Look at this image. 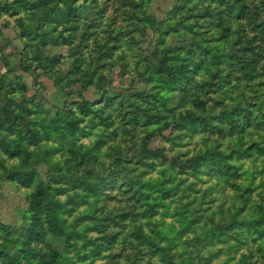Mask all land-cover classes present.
<instances>
[{"label":"trees","instance_id":"16d2710c","mask_svg":"<svg viewBox=\"0 0 264 264\" xmlns=\"http://www.w3.org/2000/svg\"><path fill=\"white\" fill-rule=\"evenodd\" d=\"M14 1L19 3L25 17L19 21L21 25L19 36L24 42L21 65L26 70L49 69L59 65V59L48 50L50 43L68 46L67 55L71 60L68 74L71 73L78 79L83 78L89 84L104 76L97 65L102 58L103 63H107V59L117 63L119 57L125 58V53L116 56V50L122 41L119 35L111 36L112 42L103 53L94 56L83 50V45H86L84 43L91 35L86 30H92L93 18H100L106 13V7L100 0ZM132 1L136 5L142 4L141 0H123L122 3L126 5ZM3 7L0 4V8ZM39 8L44 12L31 20L28 11L35 15ZM182 11H194L192 13L198 16V24L187 22L189 17L186 18ZM142 18L145 25L159 31L156 45L159 51L158 62L151 69L148 57L145 56L138 61L137 75H141L143 82L149 86L134 90L135 97L126 95L121 98L104 87L102 99L98 102L82 100L56 109L53 106H41L39 109L41 115L35 119L28 118L25 123L33 121L41 124V130L33 133L35 140L50 139L54 142L53 150L66 149L73 154V157L67 156L61 166L62 169H66V165L72 167V163L79 157L82 158L87 151L95 150L100 154L109 135H103L86 146L80 139L89 133L90 129L87 131V127L92 128L99 124L105 127L112 126L115 121L112 107L116 103L135 109L136 118L143 116L148 122L151 121L150 116L154 115L157 117L154 122L159 123L161 117L167 116V112L175 113L178 107L187 102L190 109L181 116L179 122L182 127L192 133L200 132L210 136L216 134L220 139L207 144L191 156L185 154L181 160L171 163V169L174 172L178 170L195 175L207 174L210 177H217L219 183L235 184L234 180L239 178L243 171L248 170L247 167L243 168L244 158L251 157L257 160L264 155V145L253 137L256 134L255 129L264 126V110L261 106L264 96V0H177L167 12L166 19H156L151 15ZM59 22L70 24L66 27L68 33L52 31L55 23ZM48 23L52 25L47 26ZM82 24L84 27L86 25V28H80ZM180 25L187 29L189 27V30L181 34L180 42L172 44L168 36L170 34L175 36V32L180 30ZM202 73L205 78H199V74ZM63 79L59 76L56 80ZM227 83L230 89L239 90L243 95L237 97L236 104L229 106L223 103L218 111L214 112L213 108L208 111L202 89H210L213 85L219 89ZM140 98L149 104L143 106ZM153 109L156 111L151 113L150 110ZM256 109L260 110L255 112ZM86 114H90L91 124L83 117ZM166 123L165 125L169 124L168 121ZM117 133L119 132L116 131L112 137ZM123 137L125 138L124 135ZM226 137L234 138L229 146L221 142V139L223 141ZM27 139L28 135L21 132L8 136L0 130V146L3 151L10 157L22 159L21 164L7 168L0 158V168L5 169L10 180L25 185L36 184L39 188L45 189L48 196L45 202L37 205L30 226L25 231L23 242L28 245L25 247L22 244L21 251L0 246V264H65L70 247L80 235L76 222L68 224L63 213L65 209H69L60 195L69 187L86 190L85 193L95 196V201L102 195L110 194L111 189L124 187L128 199L134 202L132 207L126 205L123 210L116 213L119 228L106 231L102 237L104 241L95 243L97 253L102 250V246L110 247L116 242L122 228L134 226L130 233L139 240V244H145L147 247L146 251L149 254L147 264L181 263L174 260L170 249L178 243L177 235H182L195 227L201 221V215L196 212L197 210L189 208L185 202H180L172 208V202L180 192L174 174L167 175L164 172L162 176L143 178L141 175L130 174L126 160L120 158L110 175L90 169V174L87 172L84 176L70 180H62L56 176L46 180L32 165L33 152L27 144ZM143 145L135 154L138 156L137 161L146 157H161L158 150ZM44 148L49 149L48 152L51 151L50 148ZM117 151L122 152L124 148L121 146ZM156 164L152 162V168ZM96 172L97 177L92 175ZM83 215L93 217L89 211ZM157 215H160V220L154 222L153 218ZM166 215L175 217L170 223V229L161 225L165 222ZM145 220L152 225L148 232L143 227ZM241 224L247 225L249 229L258 230L260 225L264 224V208L257 216L234 218L226 226L224 223L214 222L197 237L199 241L207 242L214 241L215 237L226 239L230 233L227 229ZM170 230L175 233L170 234ZM164 241H167V244H164ZM34 243H43L49 250L45 252ZM192 260L193 257L184 258L188 264ZM249 262L254 263L248 258L241 257L238 262L225 261L221 264Z\"/></svg>","mask_w":264,"mask_h":264},{"label":"rangeland","instance_id":"374dc122","mask_svg":"<svg viewBox=\"0 0 264 264\" xmlns=\"http://www.w3.org/2000/svg\"><path fill=\"white\" fill-rule=\"evenodd\" d=\"M122 1L100 0L106 7V13L100 18H93L92 30H86L91 35L84 43L86 45H83V50L94 56L103 53L112 42L111 36L119 35L122 41L116 50V56L124 53L126 56L123 59L119 57L117 63H113L114 60L111 59L103 63L104 58L98 61L97 65L104 76L89 84L83 78L78 79L75 75L68 74L71 60L67 55L69 48L66 45L50 43L48 46L49 52L59 59V65L49 69L26 70L21 65L24 42L19 36V28H21L19 21L25 18L24 13L19 3L14 0H0V4L4 6L0 8V130L8 136L16 135L18 132L28 135L27 144L33 152L32 165L46 180L51 176L70 180L84 176L87 172L90 174V169L110 175L120 158L126 160L130 174L141 175L143 178L162 176L164 172L167 175L174 174L180 192L175 196L172 208L180 202H185L189 208L197 210L196 212L201 215V221L195 227L182 235H177L178 243L170 249L174 260L181 262L180 264H188L184 258L193 257L189 264H221L225 261L238 262L244 257L254 262L248 264H264V224H261L258 230L249 229L245 224L228 228L230 233L226 239L215 237L211 242L199 241L197 237L209 229L214 222L224 223L226 226L234 218L257 216L264 208V155L257 160L251 157L244 158L243 168L247 167L248 170L243 171L241 176L234 180L235 184L219 183L217 177H210L207 174L195 175L178 170L174 172L170 167L172 162L181 160L185 154L191 156L207 144L220 139L216 134L210 136L200 132L192 133L182 127L179 122L181 116L190 109L187 102L178 107L175 113L167 112V116L161 117L159 123L154 122L157 120L154 115L150 116L151 121L148 122L143 116L136 118L135 109L116 103L112 107L114 124L110 127L101 124L92 128L87 127V131L88 128L90 129L89 133L80 139L86 146L103 135H109L100 154L95 150L87 151L82 158L75 160L73 165L69 163L72 167L66 165V169H62L61 166L67 156L73 157V154L66 149L53 150L54 142L50 139L35 140L33 133L41 130V124L33 121L25 123L28 118L35 119L41 115L39 110L41 106H53L56 109L82 100L98 102L102 99L104 87L121 98L126 95L135 97L134 90L149 86L143 82L141 75H137L138 61L145 56L148 57V65L151 69L158 62L159 51L156 45L159 31L145 25L142 17L151 15L156 19H166L167 12L177 0H141V5H136L134 1L125 5ZM37 10L35 15L28 11L31 20L44 12L41 8ZM182 12L185 13L186 18L189 17L187 22L198 24V16L192 13L194 11ZM51 25L52 23L47 24V26ZM69 25L67 22L55 23L52 31L68 33L66 27ZM82 27L86 28V25L84 27L82 24L80 28ZM179 27L180 30L175 32V36L172 34L168 36L172 44L180 42L181 34L189 30V27L188 29L181 25ZM192 30L189 32L191 33ZM59 76L64 79L57 81ZM201 77H204V73L199 74V78ZM203 89L207 110L213 108L214 112L218 111L223 103L229 106L236 104L237 97L243 95L239 90L230 89L228 83L219 89L214 85L210 89ZM140 100L143 106L149 104L145 99L140 98ZM261 106L264 110V96ZM259 110L256 109L255 112ZM155 111V109L150 110L151 113ZM163 113L165 114L166 111ZM89 115L83 117L91 124ZM165 120L169 122L168 125H165L167 124ZM116 131L119 133L112 137ZM255 131L253 137L264 145V126ZM233 141L232 137H226L223 141L221 139L225 146H229ZM141 145L158 150L161 157H146L137 161L138 156L135 154ZM43 146L50 148L51 151L48 152L49 149ZM121 146L124 151L118 152L117 148ZM0 158L7 168L22 163L20 157H10L1 146ZM152 162L157 163L153 168ZM92 175L97 177L98 173ZM85 191L82 188L69 187L60 195L69 209L63 211L67 223L76 222V228L80 231L79 237L68 251L65 264H147L149 258L147 247L145 244H139V240L130 233L134 226L122 228L116 242L110 247L102 246L99 253L95 251L97 250L95 243L104 241L102 237L106 231L119 228L116 223L118 220L116 213L123 210L126 205L132 207L134 204L128 199L124 187L111 189L110 194L102 195L96 201L95 196ZM47 196V191L36 184L25 185L10 180L6 176L5 169L0 168V246L21 251L22 244L25 247L28 245L23 242L25 231L30 226L37 205L45 202ZM88 211L93 217L83 215ZM159 217L160 215L154 217V222L159 221ZM174 219V216L166 215L165 222L161 225L170 229V223ZM143 225L147 232L152 228L146 220L143 221ZM169 232L175 233L173 230ZM163 243L167 244V241ZM34 244L39 249L42 247L41 250L45 252L49 250V247L43 243Z\"/></svg>","mask_w":264,"mask_h":264}]
</instances>
